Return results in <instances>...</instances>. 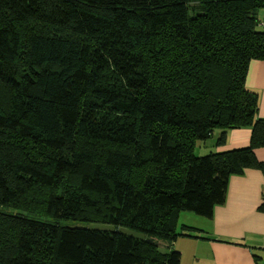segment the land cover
Segmentation results:
<instances>
[{
	"label": "trees",
	"instance_id": "trees-1",
	"mask_svg": "<svg viewBox=\"0 0 264 264\" xmlns=\"http://www.w3.org/2000/svg\"><path fill=\"white\" fill-rule=\"evenodd\" d=\"M260 11L264 0H0V264H180L172 244L195 231L180 214L211 218L232 175L264 169L245 86L264 60ZM240 127L249 143L226 149ZM215 129L220 149L196 156Z\"/></svg>",
	"mask_w": 264,
	"mask_h": 264
},
{
	"label": "crops",
	"instance_id": "crops-1",
	"mask_svg": "<svg viewBox=\"0 0 264 264\" xmlns=\"http://www.w3.org/2000/svg\"><path fill=\"white\" fill-rule=\"evenodd\" d=\"M264 16V11L258 17ZM264 29V22H260ZM245 86L258 97L257 117L264 119V60L248 64ZM213 136V135H212ZM251 137L250 127L228 129V148L245 146ZM213 144V150L218 151ZM264 162V146L254 149ZM264 169L246 168L228 180L223 204L214 207L211 218L183 212L181 225L195 231L179 236L172 246L180 252V264H264ZM190 220H187V219Z\"/></svg>",
	"mask_w": 264,
	"mask_h": 264
},
{
	"label": "rangeland",
	"instance_id": "rangeland-1",
	"mask_svg": "<svg viewBox=\"0 0 264 264\" xmlns=\"http://www.w3.org/2000/svg\"><path fill=\"white\" fill-rule=\"evenodd\" d=\"M261 19H264V16H262ZM218 134H219V130L215 129L214 132H213V136L211 138H209L207 140H197L196 143H195V146H194V154L196 156H203V155L208 154L210 151H214L213 150V144H214L215 139L218 136ZM185 219H187V218H185ZM187 220H190V219H187ZM182 221H184V217H182V215H181V217H179V225H181ZM77 224L88 225L90 227L110 228L109 225L97 224V223L80 222V223H77ZM125 231L128 232V233L134 234V232H131L129 230H125ZM160 247H161V249H163V246H160Z\"/></svg>",
	"mask_w": 264,
	"mask_h": 264
}]
</instances>
